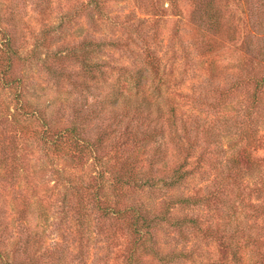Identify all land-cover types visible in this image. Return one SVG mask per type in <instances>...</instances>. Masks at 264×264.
<instances>
[{"label": "trees", "instance_id": "1", "mask_svg": "<svg viewBox=\"0 0 264 264\" xmlns=\"http://www.w3.org/2000/svg\"><path fill=\"white\" fill-rule=\"evenodd\" d=\"M188 1L184 19L183 0H0V264H264V0ZM34 68L62 110L32 102ZM64 163L48 246L33 174Z\"/></svg>", "mask_w": 264, "mask_h": 264}, {"label": "rangeland", "instance_id": "2", "mask_svg": "<svg viewBox=\"0 0 264 264\" xmlns=\"http://www.w3.org/2000/svg\"><path fill=\"white\" fill-rule=\"evenodd\" d=\"M183 1L184 2L181 4V8L184 14L183 18L186 19L190 11V6L188 0ZM145 5H148V2L145 3ZM139 6L140 4L138 2L120 3V7H122V9L120 8L122 14H126L129 11L133 10L138 17L147 18V16L143 15V6L138 9ZM164 7H167V3H164ZM28 14L30 16V10H28ZM176 20L177 17L170 15V12H168V15L163 18V20H161L160 22V29L163 33L162 38H164L162 47L160 48V54L165 53V59L169 58L170 56V43L168 40H166V38L168 39L171 35ZM172 45L176 46L175 42H173L171 46ZM25 46V48L29 50L32 48L30 44L27 43ZM176 62L178 71L182 72L186 70L185 86L183 89L187 92L190 91V93L193 94H199L200 83L203 82L204 79L199 76L200 73L198 67L189 64L186 66L184 59L180 58V55L177 58ZM27 77V81L30 84L31 92L34 94L31 100L38 107L46 106L49 108V111H52L53 109L56 110L58 108H64L67 105V103L63 101V98L60 97L58 90L53 84V80L48 75L43 74L42 72H39L37 69L34 68L28 73ZM2 97L6 100L7 105L12 108L11 97L7 93H4ZM261 135H264V125L262 127ZM259 154H264V151L260 152ZM39 168L40 167H38V169ZM69 169V163H64L63 166L60 164H52L47 167L43 166L44 175H42L38 171H34L33 174L35 181H39L41 186L45 187L46 192L45 194L42 193V195L46 196L47 200L50 199L51 204H56L53 212L49 211L47 213L45 211L42 213L40 210H38L37 206H34L32 208V213L30 214L31 221L29 225L31 229L33 230V232H36L37 235H39V237L43 241H45L46 245L48 246L53 244L59 246L64 243L61 234L57 231V225L59 220L56 218L58 216L56 212L57 208L60 206V194L62 193L63 188L65 187V182L63 181L62 177L59 178L55 175V170H61L62 176L64 178L67 175ZM94 172L95 167L91 163H88L81 171H78L77 173L83 176H91L94 174ZM2 194L6 195L8 193L2 192V187L0 185V195ZM42 214H45L46 216ZM91 261L92 258L89 260V262Z\"/></svg>", "mask_w": 264, "mask_h": 264}]
</instances>
